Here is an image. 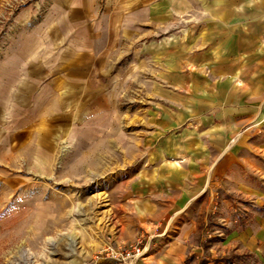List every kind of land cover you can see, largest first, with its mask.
<instances>
[{"label":"rangeland","instance_id":"rangeland-1","mask_svg":"<svg viewBox=\"0 0 264 264\" xmlns=\"http://www.w3.org/2000/svg\"><path fill=\"white\" fill-rule=\"evenodd\" d=\"M58 1L0 0V264H121L133 249L141 264L152 224L174 214L192 221V264H259L242 235L260 229L264 202L236 187L228 155L264 123V0H166L171 14L136 30L124 12L122 29L99 27L101 44H120L113 62L71 104L59 89L61 108L54 43L63 75L69 39L114 18L109 0L77 19ZM63 22L74 27L53 36Z\"/></svg>","mask_w":264,"mask_h":264},{"label":"crops","instance_id":"crops-1","mask_svg":"<svg viewBox=\"0 0 264 264\" xmlns=\"http://www.w3.org/2000/svg\"><path fill=\"white\" fill-rule=\"evenodd\" d=\"M56 5L59 6L57 9H61L62 7L69 8L67 13L69 16L75 17L76 19L89 14L93 9L91 0H60ZM170 5L171 3L164 0V2L156 1L155 4H152V7L146 8L144 7L142 0H109L106 3V6H104V14H111L110 17L112 18L109 19L114 18V21L106 22L105 24L101 21L96 27L97 33L88 35V40L86 39L83 41V39L82 41H79L78 39H69V43L66 46V49H64L68 52L69 58L66 60L64 59L66 65H64L63 75L60 73L62 64L59 62L61 61V44L60 42L54 43V46H58V48L53 50V68H57L58 70V74H56L58 75L56 76L58 77V82L54 77L52 81V94L54 96L57 95L56 100L53 101L57 108H61L63 106L61 103H64L67 99L71 104V95L81 92V90H76V87L86 86V78L91 77L93 70L97 68L103 69V67L106 64H110L112 59L117 55L120 44L117 40L108 42L106 45L103 43L101 44L98 40L101 35L99 33V27L102 29L104 28V30L107 31H110L111 29L116 31L122 29V22H119L118 19L122 18L124 12H127L126 15L129 16L128 19H130V24L126 25V27L129 28L128 30H136L139 27L138 23L142 21V16L146 17L147 15L148 18L149 15L154 20L156 17L157 20L170 15L173 11V6ZM62 24H54L56 26H53V36L58 33L59 37L62 30L64 31L74 27L73 24H68L66 22H63ZM116 36L117 33L113 37ZM61 79L64 80L61 81ZM59 89H64L63 93H65V96L68 94V97L65 98L64 102L61 101V93L58 92ZM84 92L86 93V91ZM234 116H236V114ZM247 116H249V114H246L243 118H231L228 124V132L236 133V131L240 129L239 127L250 119ZM220 121L221 120L217 122L218 125L216 124L218 127L215 125L216 122H213V125L215 126L214 129H221L222 125ZM202 124L209 123L208 121H202L200 125ZM250 132L251 131H249L248 136L246 135L240 138L241 141H243L238 151H236V146L232 147V149L230 148L228 155L229 165L233 166L232 173L235 176L238 175V178L230 180L234 181L236 187L239 186L240 189H244L246 193L250 192L252 195H259L261 201L264 202V123L261 125L260 135L255 136V133L252 134ZM163 152L164 154L170 153L167 150ZM217 153L219 154H216L215 159L216 162L218 161L217 167L218 170H220L221 167L224 166L223 164L226 162L227 158L224 156L221 160L220 150H218ZM233 153L235 156L232 155ZM213 156H215V154H213ZM240 167L244 168L246 177L250 174L254 176V179L257 178L259 180V187L254 183L253 178L252 180L242 178V170ZM201 190L202 193L203 189ZM143 206L145 208H139L138 210L140 212L139 216H142L144 218L143 220L152 221L149 218V216H151V213L149 212L151 209L150 201L145 202ZM171 206L177 207L178 204H173ZM184 216L185 215L179 216V214H174L168 218L167 224L163 227H161L160 222L156 226L152 224L153 229L151 230L153 231L152 236H154V240L147 248L141 264H192L191 238L194 234V230L192 221L189 220L188 222H185ZM158 227L160 230L157 229ZM242 237L248 251L259 259V264H264V214L260 218V229H246ZM207 264H210V261H208Z\"/></svg>","mask_w":264,"mask_h":264},{"label":"built area","instance_id":"built-area-1","mask_svg":"<svg viewBox=\"0 0 264 264\" xmlns=\"http://www.w3.org/2000/svg\"><path fill=\"white\" fill-rule=\"evenodd\" d=\"M120 255V259L118 262H121V264H133L134 260H137L138 257L141 255L140 250L139 249H133V252H126L123 256L122 254ZM123 261V262H122Z\"/></svg>","mask_w":264,"mask_h":264}]
</instances>
